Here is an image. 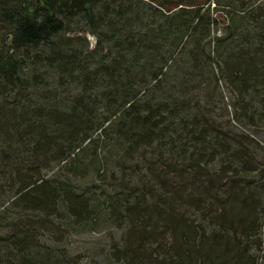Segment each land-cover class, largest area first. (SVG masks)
<instances>
[{
  "label": "trees",
  "instance_id": "1",
  "mask_svg": "<svg viewBox=\"0 0 264 264\" xmlns=\"http://www.w3.org/2000/svg\"><path fill=\"white\" fill-rule=\"evenodd\" d=\"M258 2L0 0V264H77L58 223L121 229L109 264H264Z\"/></svg>",
  "mask_w": 264,
  "mask_h": 264
},
{
  "label": "rangeland",
  "instance_id": "2",
  "mask_svg": "<svg viewBox=\"0 0 264 264\" xmlns=\"http://www.w3.org/2000/svg\"><path fill=\"white\" fill-rule=\"evenodd\" d=\"M258 3H263V0H259ZM85 29L86 25H84L82 22L73 23L66 35L85 36L89 41V47H92L94 43V36L88 32H85ZM53 171L54 170L52 169H46L43 170L42 173L46 177H49V175H52ZM64 174L61 173L62 176ZM92 175L93 174L90 172V174H88L87 176L74 182H79L84 186H87L92 178ZM2 185L3 183H0V202H3L5 206L8 207V203L13 198H10L11 192L8 189L3 195H1V192L4 191ZM8 210L10 212L8 214L9 218H5L4 221L0 220V224L4 226V228L2 229V235L4 234V236L0 237L3 239H5L4 237H6L7 235L11 234L12 225L16 220L24 219L18 217L21 216L20 214L22 212H19L17 218H15L16 220H13L11 218L12 213L18 211L17 206H11V208H8ZM107 223L110 222L108 221ZM56 225L58 229L54 231H48L45 229L37 231V237L44 243V245L51 246L56 251H64L68 255V257L72 260H75L77 264H109L108 253L110 244L112 243V240L114 241L115 237H119L122 232L121 229L113 228L104 223L98 226L96 229H87L82 231H73L72 229H69L67 226L61 223H58ZM260 232L264 233V220L262 222ZM0 252L2 254V250Z\"/></svg>",
  "mask_w": 264,
  "mask_h": 264
}]
</instances>
